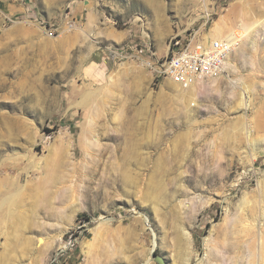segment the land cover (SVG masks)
I'll list each match as a JSON object with an SVG mask.
<instances>
[{"label":"rangeland","instance_id":"374dc122","mask_svg":"<svg viewBox=\"0 0 264 264\" xmlns=\"http://www.w3.org/2000/svg\"><path fill=\"white\" fill-rule=\"evenodd\" d=\"M217 20L225 72L158 71ZM263 186L264 0H0V264H259Z\"/></svg>","mask_w":264,"mask_h":264},{"label":"built area","instance_id":"2783aa9c","mask_svg":"<svg viewBox=\"0 0 264 264\" xmlns=\"http://www.w3.org/2000/svg\"><path fill=\"white\" fill-rule=\"evenodd\" d=\"M205 32L193 28L184 36L176 35L165 61L158 62V71L184 86L225 72L235 44L227 39L213 40Z\"/></svg>","mask_w":264,"mask_h":264},{"label":"bare ground","instance_id":"6f19581e","mask_svg":"<svg viewBox=\"0 0 264 264\" xmlns=\"http://www.w3.org/2000/svg\"><path fill=\"white\" fill-rule=\"evenodd\" d=\"M221 20H219V21L217 20V23H216V26L213 30V33H211L208 36L211 37L213 40L218 39V40L224 41L225 39H227L229 41H232L233 45L235 44V47L233 50H236V48L241 43L245 42L250 37V35L252 34L253 29H254V24L251 25V24H244L243 23L242 25L239 26V28H231L230 30H227V29L225 30V26L223 25ZM231 54H232V52L229 54L230 56L228 58L227 66H229V60H230ZM230 66H231V64H230ZM201 81L202 80H199L196 83L188 85V86H184L182 83H179V82H175V83H177L176 84L177 86L179 84L183 88H190V87L194 86L195 84H199ZM244 104L247 106V101H245ZM93 143H94V141L93 142L88 141V142H86V145H87V147H91V145ZM263 193H264V186H263ZM243 209H242V212H243ZM238 215H240V216H236L234 219L233 228L235 226L240 225V233H243L244 237H246L245 238L246 244L248 245L247 250L252 256L254 255V253H252V245H254V243H255V245L257 246V244H258V247H259V264H264V204L260 205V207H258L256 210H252L251 213L245 212L243 214L240 213ZM239 252H236V254H234L230 264H239L240 263L239 259L241 257L240 256L241 254H239Z\"/></svg>","mask_w":264,"mask_h":264},{"label":"water","instance_id":"95a60500","mask_svg":"<svg viewBox=\"0 0 264 264\" xmlns=\"http://www.w3.org/2000/svg\"><path fill=\"white\" fill-rule=\"evenodd\" d=\"M152 257H153V258H154L159 264H167L166 261H165V259H164L162 256L156 254V252H155V247H154L153 250H152Z\"/></svg>","mask_w":264,"mask_h":264}]
</instances>
